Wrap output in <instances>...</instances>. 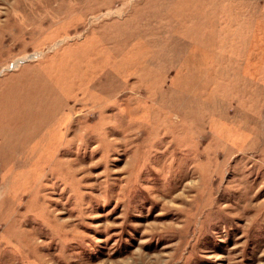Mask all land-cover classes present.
Here are the masks:
<instances>
[{"label":"rangeland","instance_id":"rangeland-1","mask_svg":"<svg viewBox=\"0 0 264 264\" xmlns=\"http://www.w3.org/2000/svg\"><path fill=\"white\" fill-rule=\"evenodd\" d=\"M0 264H264V0H0Z\"/></svg>","mask_w":264,"mask_h":264}]
</instances>
